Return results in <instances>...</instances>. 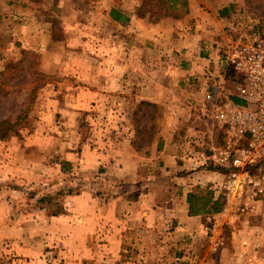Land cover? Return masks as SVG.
Segmentation results:
<instances>
[{"label":"crops","instance_id":"crops-1","mask_svg":"<svg viewBox=\"0 0 264 264\" xmlns=\"http://www.w3.org/2000/svg\"><path fill=\"white\" fill-rule=\"evenodd\" d=\"M244 3L188 0L183 16L160 20L124 9L117 21L102 12L112 28L109 52L96 48L100 56L79 55L80 42L65 33L63 48L76 55H54L52 64L67 71L44 91L38 128L23 141L0 140V264L159 258L169 235L211 216L190 215L188 195L220 183L222 172L184 130L201 123L196 109L213 84L230 86L219 61ZM32 22L24 41L53 50V24ZM133 99L159 106V131L145 146L137 145ZM106 107L111 120L95 122L87 136L83 116L101 117ZM168 224L175 228L165 233Z\"/></svg>","mask_w":264,"mask_h":264},{"label":"rangeland","instance_id":"rangeland-1","mask_svg":"<svg viewBox=\"0 0 264 264\" xmlns=\"http://www.w3.org/2000/svg\"><path fill=\"white\" fill-rule=\"evenodd\" d=\"M114 6L121 10L141 9V12H148L147 16L151 19L160 12L168 11L181 17L186 11L185 7L175 11L164 9L161 0H0V121L6 118L16 119L19 114L28 110V115L21 120L20 134L3 141L12 139L23 141L38 128L39 121L45 115L42 107L48 102V94L44 91L49 83L59 80L61 72L67 69L64 70L66 66L60 63L52 64L54 55L56 54L57 59L61 55L62 59H71L72 55H76L73 50L75 48L71 46L63 48L65 33L74 36L75 42H80L75 43L79 44V55L100 56L97 50L99 44L104 45L103 54L109 52L108 32L112 27L106 17L102 16V12L106 14ZM240 8L243 12L237 14L236 19L226 29L228 37H233L231 25L238 23L256 25L264 31V0H245ZM31 21L53 24L52 34L56 40L53 50L45 53L39 48L30 47L24 41L30 33ZM223 70L221 67V71ZM229 74L226 82L236 85L237 76L231 72ZM202 100L196 109L199 116ZM133 102L132 122L136 135H140L137 145L145 146L146 143H151L159 131L156 122V116L160 115L159 106L150 102L142 105L134 99ZM107 109L106 107V112L102 113L101 117L95 113L83 116L82 122L86 131L84 133L87 136L94 135L89 132L91 126L96 125L95 122L99 121L98 123L102 124L111 120L107 118ZM200 120L198 126L195 124L196 127L192 126L191 129L184 130V133L193 139L192 147L196 151H203L209 156L213 153L210 146L223 143L225 135L216 121L206 117ZM208 160L210 168L216 169L217 166L222 168L219 169L222 172L221 182L215 181L212 187L203 183L197 190L211 189L214 197L218 198L215 188L224 181L223 172L226 168L211 159ZM263 204L264 199L258 203L256 211L250 214L242 216L231 214L218 218L210 216L189 233L184 229V233L179 237L172 239L169 235L170 239L166 238L163 255L159 258L123 257L111 264H124V260L129 264H264V211L260 213ZM222 208L218 212L208 214L216 215ZM174 228L173 224L165 225L164 232H172ZM216 239L222 242L218 246L214 243Z\"/></svg>","mask_w":264,"mask_h":264},{"label":"built area","instance_id":"built-area-1","mask_svg":"<svg viewBox=\"0 0 264 264\" xmlns=\"http://www.w3.org/2000/svg\"><path fill=\"white\" fill-rule=\"evenodd\" d=\"M230 31L219 64L224 83L231 72L236 85L213 84L200 105L201 116L225 131V141L210 146L213 153L207 156L226 168L215 188L223 201L222 211L211 215L215 218L253 213L264 199V31L243 23Z\"/></svg>","mask_w":264,"mask_h":264},{"label":"trees","instance_id":"trees-1","mask_svg":"<svg viewBox=\"0 0 264 264\" xmlns=\"http://www.w3.org/2000/svg\"><path fill=\"white\" fill-rule=\"evenodd\" d=\"M164 4L162 8L171 9L175 11L176 9L188 7V0H161ZM122 10L118 7H112L110 10V16L114 20H120L124 18V14L121 12ZM140 16L149 15L148 12H141V9L135 11ZM174 14L167 12L157 13L156 16L152 20H160L163 17L173 16ZM127 19V17H125ZM151 19V18H150ZM236 75V74H235ZM150 104L149 102H141L140 104ZM137 113H135L136 115ZM28 115V110L19 114L16 119L6 118L0 121V139L5 140L11 136L19 135L21 132V120H23ZM137 117V116H136ZM138 130V127H137ZM138 137L140 135L138 134ZM143 141V140H142ZM216 169H222L219 166ZM224 169V168H223ZM199 189V188H198ZM44 199V198H43ZM42 199V200H43ZM188 202L190 204V215H198L202 213H211L218 212L222 208V201L219 198L214 197V193L211 189H199L196 192H190L188 195Z\"/></svg>","mask_w":264,"mask_h":264}]
</instances>
